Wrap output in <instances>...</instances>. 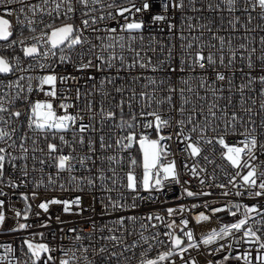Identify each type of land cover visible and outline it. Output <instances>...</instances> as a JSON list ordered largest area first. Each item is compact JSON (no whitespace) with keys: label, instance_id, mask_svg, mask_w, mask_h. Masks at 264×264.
<instances>
[{"label":"snow or ice","instance_id":"snow-or-ice-1","mask_svg":"<svg viewBox=\"0 0 264 264\" xmlns=\"http://www.w3.org/2000/svg\"><path fill=\"white\" fill-rule=\"evenodd\" d=\"M15 4L20 7H12ZM0 7L5 8L0 15V197H9L5 188L15 194L16 189L32 185L30 195L20 193L22 210L9 207L17 225L7 231L20 232L35 226L18 221L29 219L31 201L39 196L36 190L49 186L53 190L86 193L91 201L97 200V191L106 194L99 200L101 216L134 211L140 206L137 201L160 202L155 194H163L171 184H181L177 162L169 159L174 152L165 141H177L183 146L182 153L194 161L183 165L190 179L183 181L178 199L213 195L202 189L193 191L190 185L192 179H197L202 188L213 187L202 176L207 169L201 167L200 161L215 164L209 155L215 145L223 149L221 159L236 169L228 180L239 189L235 195L247 192L253 197H264V119H255L264 115V36L258 41L259 48L251 36L257 29L264 32V0H0ZM13 15L15 29L7 18ZM256 18L261 23L252 26ZM153 29L171 34L180 43L161 41L152 35ZM206 34L210 35L207 41ZM16 48L23 58L36 61L46 74L28 75L36 70L31 63L26 67L21 56L9 58L2 54L5 49ZM58 67H62L63 74L57 71ZM138 69L164 73V78L144 76ZM96 73L101 74L99 79ZM172 76L178 77L179 82L170 79ZM69 84L76 87H59ZM254 92L261 97L259 111L255 108L257 99L251 95ZM34 93L49 99H33ZM54 102H58L56 107ZM61 110L62 114H58ZM24 127L27 131L21 132ZM240 128L243 132H238ZM237 134L244 138L229 143L227 137ZM137 145L141 160L129 155L128 171L121 176L118 169L123 168L125 157L120 153ZM77 165L83 169L79 176L75 174ZM137 167L143 170L140 178ZM46 168L55 172H46ZM237 177L242 183H236ZM215 187L224 189L227 185ZM125 191L132 194L130 204L126 203ZM114 192L118 193L115 197ZM84 200V195L70 199L52 197L37 207L47 214L51 206L59 205L64 214L89 220L85 213L95 212V207L92 203L85 205ZM7 202L0 199V231L5 230L9 219ZM198 206L193 204L191 208ZM242 207V219L210 231L199 242L192 230H185L188 219L178 225L175 219L169 222L156 213L142 217L121 215L112 225L100 227L94 219L90 220L93 233L107 231L108 235L99 239L108 244L96 246L95 236L84 235V228L72 226L65 232L61 227L71 246L36 243L35 235L43 237V233H35L32 239H23L19 249L11 244L0 245L5 253L0 255V264H129L125 253L142 245L139 241L127 243L124 233L132 235L129 223L135 225L138 221L148 222L139 224L143 230L149 225L158 226L152 221L168 229L163 233L167 243L159 239V232L151 237L167 248L155 257H149L152 245L140 233V240L149 247L141 253L139 264H177L173 257H178L181 264H198L196 258L185 254L193 249L200 251L201 245L219 244L235 233H241L240 239L245 243L264 249V241L257 234L259 229L248 226L250 218L255 220L249 214L264 218V210L232 204L231 208L212 211H229L235 216L232 209ZM190 210L179 205L165 211L167 217H174ZM56 220L61 225L70 223L59 215ZM208 220L210 217L203 213L195 216L198 224ZM40 227H50V223L43 222ZM84 241L89 242L87 246ZM224 247L219 244L213 251H223ZM57 252L63 255L58 257ZM231 258L229 254L224 260ZM235 259L253 264L251 252ZM255 259L264 264V254Z\"/></svg>","mask_w":264,"mask_h":264},{"label":"built area","instance_id":"built-area-1","mask_svg":"<svg viewBox=\"0 0 264 264\" xmlns=\"http://www.w3.org/2000/svg\"><path fill=\"white\" fill-rule=\"evenodd\" d=\"M33 3L37 2V0H32ZM12 7L19 8V4H15ZM5 13V8L0 7V15H3ZM239 14V13H237ZM227 13H224L225 18H227ZM253 16H256V13H253ZM13 21L14 29L16 27L15 24V15L12 17H7ZM257 23H261L258 18L253 20V25L255 26ZM27 35V33H25ZM39 34V33H37ZM187 34V33H185ZM225 34L226 33H221ZM241 34H243V30H241ZM147 35V34H146ZM152 35H156L158 39L165 43H175L179 44L180 41L176 38H173L171 34H165V33H159L156 29L152 30ZM251 36L255 37L256 44L255 46L259 48V39L261 36H264V32H261L259 29H257L256 32L251 33ZM204 39L207 41L210 39V35L206 34ZM147 39L145 43H147ZM2 54H5L11 58L13 55H19L21 56L22 60H24V65L27 67L29 63L32 64V66L36 69L33 72L28 73V75L32 76H40L46 74V71H41L36 66V61H29L26 58H23L22 53L20 52L19 48L16 49H5ZM151 55V53H148ZM166 55V53L164 54ZM42 63H51L52 61H41ZM57 71H60L63 74L62 67H58ZM68 71H72L71 68L68 69ZM138 73H142L144 76H155V78L162 79L164 78V73L159 74H153L150 71H145L142 69L137 70ZM97 78L99 79L101 74L96 73ZM122 75L127 76L126 73H122ZM14 78V77H13ZM187 78V77H185ZM173 81L176 83L179 82V78L176 76L170 77ZM146 81H141V83H145ZM237 82H239V76L237 77ZM81 83H85V81H81ZM61 89L65 87H72L73 89L76 87L75 84H69V85H59ZM138 87V86H137ZM254 87L259 88L260 85H254ZM151 89H149L150 91ZM201 94L203 95L204 92L201 90ZM163 95V93H161ZM247 95V94H246ZM253 97L257 99V103L255 105V108L257 111H259V102L261 97L259 96L258 92L251 93ZM239 94H236V99H234V103L237 102ZM33 99H49L45 97L42 93H34ZM58 102H54V107H56ZM18 106L22 107V105L19 104ZM58 114H62V110L58 112ZM255 119L259 121L260 119H264V115L256 116ZM21 132L27 131V128H21ZM167 131V130H166ZM238 132H243V129L240 128ZM19 134V133H18ZM120 135H123V133H120ZM71 139V136L68 137ZM153 138L154 134H153ZM244 137L242 135H230L227 137V140L229 143H234L239 140H242ZM165 143H168L170 146V149L174 152L173 156H170L169 159H174L177 162V167L181 172V184H171L166 189V191L163 194H155L158 197V200L160 202L153 201H137L139 203V208L134 211H125V212H112L111 215H103L101 216L99 213L101 211V205L99 203V200L102 195L97 191V200L91 201L90 197L86 193H80L74 190L69 189L68 191H61L58 188L53 190L51 186L48 188H40L36 191L39 193V196L37 199L32 200L31 203L33 205L32 212L29 214V219L27 221L25 220H19V223H28L35 225L34 227H31L27 230L20 231V232H9L7 229L16 227L17 225V218L14 217V213L12 211H9V207H14L16 209L22 210L24 208V202L20 199V193H28L31 194L32 191V185L29 183L28 187H21L15 190V194H13V191L5 188L4 191L9 193V197H0V199H6L8 202L5 205V211L9 217V219L5 223V230L0 231V245H6L11 244L14 248L19 249V246L21 245L23 239H32L33 234L35 233H43V237L40 235H35V242L36 243H48L52 247H57L60 244L71 246V242L69 241L67 235L65 233H62L60 231L61 227L65 229V232L67 231L68 227L75 226L78 229L84 228V235H94L95 240L94 244L96 246H99L101 244H108L109 242L106 240H100L99 237L101 235H108L107 231L104 233H93L91 231V223L90 220L94 219L96 221L97 227L103 226L105 224L112 225V222L116 219H118L121 215L124 216H131L136 215L138 217L145 216L149 213H156L160 215H164L166 219L170 222L172 219H175L176 223L179 225L181 220L188 219L189 220V226L187 230H192L194 232V235L197 239V242L200 241V238L202 236L207 235L212 230H219L224 225H231L232 223L238 222L240 219L243 218V207L239 210L232 209V211L236 212V215L233 216L231 212L224 211V212H218L213 213V208H231L232 204H240L244 207H257L262 210H264V197H253L249 195V193H245L242 196H237L235 193L239 191V189L234 188L231 184L228 183V180L235 174L236 169H233L230 165H228L227 161L221 159L220 153L223 151V149L219 145L214 146V151L210 152L209 155L211 158L215 160V164H208L207 162L200 161L201 167H204L207 169L205 173L202 174V176L208 180L209 183L213 185V187H203L199 184V181L197 179L191 180L190 188L193 191L203 190V191H210L213 193L212 196L208 197H199V198H189L184 197L182 199H178L177 197L181 195L183 190V181L190 179V173L187 169L183 167L185 163L188 165H192L194 161L192 159H189L186 154L182 153L181 148L183 147L180 145L177 141H165ZM211 147V146H208ZM79 150V149H78ZM87 149L85 148L84 151ZM67 151V149H65ZM120 155L125 157V163L122 169H118L120 171V175L123 176L124 172L128 171L127 167V158L128 156H132L137 161H140L141 153L139 151L138 145L134 146L132 149L129 150V152L124 153L121 152ZM261 159H264V156L261 157ZM78 171L75 173L76 175H81L83 173V169H80V166L77 165ZM46 172H55V169L46 168ZM136 175L138 178L141 177V173L138 171V167L135 169ZM246 171V170H243ZM227 173V176L225 175ZM38 175V174H37ZM66 175V174H65ZM215 177V179H211V177ZM31 179V177H30ZM60 183H64V180H60ZM226 184L227 187L224 189L215 187V185L218 184ZM236 183L240 184L242 181L239 177L236 178ZM228 192L229 195L225 196L222 195L223 192ZM77 195H84L85 205L92 203L95 207V212L88 211L85 213V217L90 218L89 220H85L80 217H74L67 214H64L62 212V206L59 205H53L50 207L49 213L44 214L41 212V210L37 207L39 203L46 199H50L52 197H57L60 199H70L75 198ZM112 195L115 197L118 195V193H112ZM124 195L127 197L126 203L130 204L132 202V194L125 191ZM141 195L148 196V193L141 192ZM10 198V199H9ZM205 201L208 203V207H205ZM193 204L199 205L198 207L192 209L191 206ZM179 205H186L190 211H185L183 214L175 215L174 217H167L166 216V209L167 208H176ZM37 212H41V215L39 217L36 216ZM203 213L210 217V220L203 221L201 223H196L195 216ZM60 216L62 220L69 221V224L61 225L57 220L56 217ZM250 217H255V220L249 219V225L253 227L254 230L259 229L257 234L261 236L262 241H264V218L257 216L255 213L249 214ZM51 216V220L48 221V217ZM50 223V227H40V224L43 222ZM140 223H148L147 221H138L135 225H131L129 223V230L132 231V235H128L127 233H124V236L127 238V243L131 244L133 242L139 241V244L142 245L138 246L136 249L129 251L128 253H125L126 256L130 258L129 264H139V257L143 250L145 248L149 247V244L152 245L151 251L149 252V257H155L158 253L166 251L167 248L164 244L158 243L156 240H153L151 237L154 233L159 232L160 237L159 239L167 243L168 238L163 235L164 232L168 231V229L164 226V224L152 221V223L157 224L158 226L156 228H152L151 225H149L147 230H143L139 227ZM178 231V230H177ZM143 232V235L145 237L149 238V244H144L142 240H140V233ZM241 233H235L234 237H226L223 241H220L219 244H223L224 250L223 251H213L214 249L218 248L219 244H213L211 246H204L201 245V250H190L189 253L185 254L186 257L189 258H196L198 261V264H208V261H213L214 264H245V261L243 259H235V257H243L247 253L251 252L253 256V264H259V261L255 259L257 255L264 254V249H259L257 244H247L243 240L240 239ZM63 237V240L60 238ZM186 240V238H185ZM239 241V242H237ZM86 246L88 245V241L83 242ZM231 245V247H227V245ZM116 251H119L120 249H114ZM134 253V254H133ZM208 253H212V255H208ZM4 249L0 248V255H4ZM231 255V259L225 261L224 257L226 255ZM17 255H19V251L17 252ZM56 255L62 256L63 254L60 252H57ZM80 253H77V256H79ZM173 259H176L177 264H181L178 257H173Z\"/></svg>","mask_w":264,"mask_h":264},{"label":"rangeland","instance_id":"rangeland-1","mask_svg":"<svg viewBox=\"0 0 264 264\" xmlns=\"http://www.w3.org/2000/svg\"><path fill=\"white\" fill-rule=\"evenodd\" d=\"M140 160H141V157H140ZM138 171L141 173V176H142V172H143L142 168L138 167Z\"/></svg>","mask_w":264,"mask_h":264}]
</instances>
